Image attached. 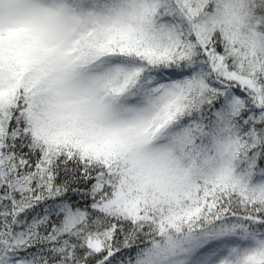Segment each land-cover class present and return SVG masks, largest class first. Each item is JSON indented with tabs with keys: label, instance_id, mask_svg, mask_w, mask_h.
I'll list each match as a JSON object with an SVG mask.
<instances>
[{
	"label": "snow or ice",
	"instance_id": "6c2138e0",
	"mask_svg": "<svg viewBox=\"0 0 264 264\" xmlns=\"http://www.w3.org/2000/svg\"><path fill=\"white\" fill-rule=\"evenodd\" d=\"M0 264H264V0H0Z\"/></svg>",
	"mask_w": 264,
	"mask_h": 264
}]
</instances>
